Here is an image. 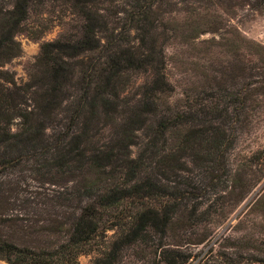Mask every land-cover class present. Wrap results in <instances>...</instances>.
I'll return each instance as SVG.
<instances>
[{
	"label": "rangeland",
	"instance_id": "1",
	"mask_svg": "<svg viewBox=\"0 0 264 264\" xmlns=\"http://www.w3.org/2000/svg\"><path fill=\"white\" fill-rule=\"evenodd\" d=\"M129 2L117 0L116 4L128 9ZM154 6L170 25L163 30L166 36L157 39V47L162 46L165 53L169 109L190 112L189 122L195 127L206 121L202 108L207 110L210 101L218 100V108L227 111L220 118L226 134L220 144L222 169L212 170L211 162L204 160L218 151L213 139L202 143L207 137L202 135L198 144L195 140L188 143L180 160L172 163V171L162 177L155 173L170 191L186 192L173 221L185 220L190 208L195 214L187 226H174L163 243L177 244L172 247L189 256L184 264H264V0H155ZM77 23L78 18L68 14L59 0L33 3L28 9L20 24L23 30L14 36L19 53L0 65V84L8 89L17 114L32 107V91L37 89L33 77L39 73L34 63L41 43L75 33ZM175 24L176 30L171 29ZM147 78L143 72H131L119 94L121 112L114 122L107 124L100 118L94 126L96 145L115 137L119 115L139 102L140 87L148 83ZM243 89L245 97L236 101L234 91ZM68 90L74 94L77 85ZM68 114L60 111L45 125L44 141L68 142L69 137L60 134L79 125H69ZM148 118L137 131L129 156L142 149L148 123L153 120ZM23 121L13 116L10 132L19 131ZM38 159L25 156L14 167L0 169V237L18 246L57 253L59 244L67 240L78 206L90 197L77 195L80 185L74 175L59 173ZM114 238V230H107L85 242L82 248L90 249L68 264H95L97 258L104 259L113 251ZM157 241V236H151L123 245L116 249L115 264L158 263ZM55 257L66 258L62 254ZM0 264L9 263L0 258Z\"/></svg>",
	"mask_w": 264,
	"mask_h": 264
},
{
	"label": "trees",
	"instance_id": "2",
	"mask_svg": "<svg viewBox=\"0 0 264 264\" xmlns=\"http://www.w3.org/2000/svg\"><path fill=\"white\" fill-rule=\"evenodd\" d=\"M44 1L55 0H0V65L18 55L14 36L23 30L20 24L30 6ZM59 1L68 14L78 18L76 32L41 43L34 63L39 73L33 77L37 89L32 91V107L17 114L8 89L0 84V169L14 167L25 156L35 161L40 158L59 173L74 175L80 185L77 195L90 200L78 206L67 240L59 244L57 253L18 246L0 237V258L9 264H68L90 249L82 248L85 242L114 230L113 251L104 259L97 258L95 264H115L116 249L151 236L158 237L156 246L160 248L155 264H184L189 256L172 247L177 245L174 242L163 243V237L178 224L187 226L195 218L194 210H187L185 220L173 221L185 191H170L155 173L162 177L172 171V163L180 160L188 143L195 140L198 144L202 135H207L202 143L213 139L218 151L204 160L211 162L210 169H222L220 144L226 134L220 118L222 111L226 115L227 111L218 108V100L210 101L207 110L202 108L206 121L195 127L190 125V112L169 109L165 53L162 46L157 47V39L166 36L163 30L170 25L158 15L155 0H129L128 9L117 5V0ZM120 14L123 16L117 17ZM171 29L176 30V24ZM132 71L148 75V83L140 87L142 98L119 115L122 118L115 137L96 145L94 126L100 118L107 124L114 122L121 112L119 94ZM73 84L77 91L70 94ZM233 96L242 101L245 90H235ZM60 111L69 112V125H79L60 134L69 137L65 144L58 138L49 144L42 138L45 125ZM15 115L25 122L19 131L10 132L9 120ZM148 115L153 120L148 123L144 145L137 155L129 156V147L136 143V133L149 120ZM60 254L66 258H54Z\"/></svg>",
	"mask_w": 264,
	"mask_h": 264
}]
</instances>
